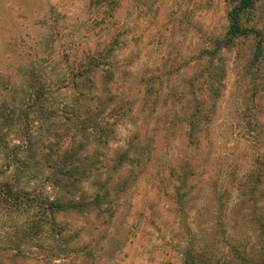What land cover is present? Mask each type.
Wrapping results in <instances>:
<instances>
[{
  "label": "rangeland",
  "instance_id": "374dc122",
  "mask_svg": "<svg viewBox=\"0 0 264 264\" xmlns=\"http://www.w3.org/2000/svg\"><path fill=\"white\" fill-rule=\"evenodd\" d=\"M239 4L0 0V264H264V0L230 39Z\"/></svg>",
  "mask_w": 264,
  "mask_h": 264
},
{
  "label": "trees",
  "instance_id": "16d2710c",
  "mask_svg": "<svg viewBox=\"0 0 264 264\" xmlns=\"http://www.w3.org/2000/svg\"><path fill=\"white\" fill-rule=\"evenodd\" d=\"M240 4L239 6L233 11L232 14H230V24H229V28H228V33L227 35L229 36V38H238L240 36H244L248 33V30L244 29L242 27V24L240 23L239 17L240 15L250 7V5L252 4V0H239ZM71 170V169H70ZM57 171L58 173H56L57 175L61 174L62 177H72L73 171ZM61 177H58L57 179H55L53 181V185L55 188L61 187V186H66V184H62ZM45 206L49 209L52 210L53 212H62L65 210V207L60 203L59 198L54 199L51 202H47L45 204ZM74 206H78L77 205H73L72 202H69L66 206V209H72V207ZM209 242V241H208ZM208 242H206L205 244H208ZM203 245V244H201ZM211 256H208V258ZM201 259V258H200ZM209 259H205V263L206 264H214V260L208 261ZM191 264L193 263V260L190 262Z\"/></svg>",
  "mask_w": 264,
  "mask_h": 264
}]
</instances>
